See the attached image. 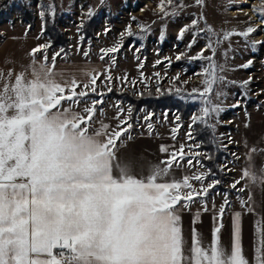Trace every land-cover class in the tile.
<instances>
[{
  "label": "snow or ice",
  "instance_id": "6c2138e0",
  "mask_svg": "<svg viewBox=\"0 0 264 264\" xmlns=\"http://www.w3.org/2000/svg\"><path fill=\"white\" fill-rule=\"evenodd\" d=\"M194 3L202 6L203 0ZM186 7L183 0H160L158 5L163 17L176 16ZM253 11L264 24V0ZM40 15L43 17L44 13ZM200 19L203 17L194 18L190 26L181 29L180 36L191 28L194 43L195 36L203 31L199 28ZM141 31H146L143 25ZM256 31L250 26L243 32L218 35L210 27L207 29L208 43L198 56L192 57L206 60L207 65L200 74L203 88L189 93L202 105L192 116L186 134L189 140L194 139L195 125H208L213 114L223 110L212 102L215 85L225 79L220 74L224 67L214 60L216 47L232 36L247 39ZM127 35H134L131 26ZM120 47L117 44L102 50L100 58L119 52ZM47 48L45 44L32 49L31 78H27V70L15 74L14 81L13 72L7 78L0 72V81H4L0 87V264H264V230L259 223L254 261L250 262L244 254L241 212L232 216L230 246L223 245V220L232 207L228 192L217 193L223 197L218 209L213 203L214 226L209 243L203 242L195 227L201 215L197 212L189 244L180 212L197 201L203 212H208L209 193L221 180H209L214 177L210 171L181 179L169 177L174 165L179 167L186 157H199L202 153L185 151L183 145L176 151L161 146L160 151L167 153L168 158L149 166L146 173L136 172L131 161H121L117 156V142L126 133L131 138L129 130L133 124L125 118L114 129L103 122L99 128L92 127L104 95L98 91L99 76L95 70L84 73V82L75 77L64 78L55 71L60 53L53 55L49 63L44 52ZM205 51L212 55L205 56ZM37 53H43L39 61ZM106 79L111 91L112 77L108 75ZM90 93L101 99L85 102L82 111L74 110ZM150 120L151 114L145 117V121ZM146 128L151 130L153 124L148 122ZM172 131L175 134L177 129ZM257 151L252 148L246 153L247 167L229 185L238 193L236 199L241 208L248 212L254 211L252 196L245 199L240 194L252 185H264V169L257 173L252 166V154ZM233 156L240 159L235 153ZM187 163L191 166L193 160L189 158Z\"/></svg>",
  "mask_w": 264,
  "mask_h": 264
},
{
  "label": "rangeland",
  "instance_id": "374dc122",
  "mask_svg": "<svg viewBox=\"0 0 264 264\" xmlns=\"http://www.w3.org/2000/svg\"><path fill=\"white\" fill-rule=\"evenodd\" d=\"M1 3H4L0 8L2 11L9 9L13 3H23L32 15L31 27L17 13L12 14L10 20L0 21V72L4 77L7 78L11 71V79H15V74L27 70V78H31L33 57L30 53L32 49L45 44L48 45L44 52L49 63L53 55L60 53L55 61V71L62 73L64 78L75 77L84 82L87 80L84 73L95 70L99 76L98 91L104 95L103 103L97 105L93 129L99 128L100 122L114 129L125 118L133 124L129 130L131 138L126 133L117 142V156L121 161H131L136 172L143 170L146 173L149 166L168 158L167 153L160 151L161 146L176 151L183 145L185 151L202 153L199 157H186L179 167L174 165L169 179L209 172L204 165L208 155L201 148V141L196 139L195 128L192 129L194 139L189 140L186 135L192 116L202 107L199 99L191 98L189 93L193 89L203 88V76L200 74L207 61L192 57L198 56L208 43L207 29L210 27L214 33L222 35L229 31L243 32L250 26L257 28L247 39L232 36L229 41H223L216 47L214 60L224 67L220 74L225 79L215 85L212 102L223 110L213 114L208 125H200L211 130L216 148L225 155L216 165L220 176L213 172L214 177H209V180H221V184L209 193L208 212H203L199 201L180 212L184 237L189 244L194 217L197 212L201 213L195 227L207 245L214 226L213 203L218 209L223 197L217 193L228 192L232 207L223 220L222 243L226 248L230 246L232 216L235 212H241L243 251L250 262L254 261V250L260 239L256 232L257 223L264 230V185H252L240 194L245 199L251 194L252 212L241 208L236 199L238 193L229 185L240 178L242 170L247 167L246 153L252 148L258 150L252 154L253 168L257 173L264 169V24L260 22L262 17L253 11L261 7L262 0H203L202 6L196 5L194 0H183L188 7L178 15L169 17H163L160 13V0H0ZM41 12L44 13L43 17ZM47 17L65 35L66 51L61 47L49 48L50 41L43 34ZM200 17L203 19L199 21V28L203 31L195 36L194 43V30L191 28L181 37V29ZM141 25L146 31H141ZM129 26L134 33L131 37L127 35ZM117 44L121 45L119 52L109 54L103 60L100 58L102 50ZM42 55L37 53L36 59L41 60ZM204 55L212 53L205 51ZM177 56H180L179 60ZM249 61L252 63L243 67ZM108 75L112 77L111 89L133 92L135 96L152 90L153 96H172L191 105L192 111L181 120L175 110L153 112L142 107L133 122L127 103L105 97L109 92L106 86ZM177 88L181 89L179 93ZM215 92L223 95L217 97ZM93 99L101 97L90 93L74 110L82 111L85 102L90 104ZM149 114L151 120L145 121ZM148 122L153 124L151 130L146 128ZM174 128L177 129L175 134L172 131ZM197 144L199 147H194ZM233 153L240 159H236ZM189 158L193 160L191 166L187 163ZM224 165L231 171L225 169ZM193 183L200 187L197 182Z\"/></svg>",
  "mask_w": 264,
  "mask_h": 264
},
{
  "label": "trees",
  "instance_id": "16d2710c",
  "mask_svg": "<svg viewBox=\"0 0 264 264\" xmlns=\"http://www.w3.org/2000/svg\"><path fill=\"white\" fill-rule=\"evenodd\" d=\"M3 5L4 3H1L0 8ZM14 13L19 14L30 27L32 26V15L23 3H13L9 9L4 11L0 10V21L10 20ZM43 34L50 41L49 48L61 47L64 51L67 50V39L65 35L53 25L49 17L45 20ZM152 92V90H149L148 92L141 93L139 96H135L133 92H123L112 89L105 97L127 103L130 106V116L133 122L136 120L138 111L142 107L149 108L153 112L162 109L175 110L179 114L181 120H184L191 113V105L183 103L166 94L155 97L152 95ZM194 128L196 139L201 141V148L207 153L208 157H211V159L204 160V165L209 171L212 173L216 172L217 176H220L216 165L225 155L216 148L213 135L208 127L197 124Z\"/></svg>",
  "mask_w": 264,
  "mask_h": 264
},
{
  "label": "crops",
  "instance_id": "0c3cea01",
  "mask_svg": "<svg viewBox=\"0 0 264 264\" xmlns=\"http://www.w3.org/2000/svg\"><path fill=\"white\" fill-rule=\"evenodd\" d=\"M12 81H14V79H11ZM4 81H0V87H2Z\"/></svg>",
  "mask_w": 264,
  "mask_h": 264
}]
</instances>
